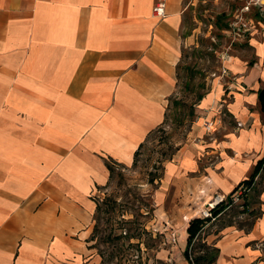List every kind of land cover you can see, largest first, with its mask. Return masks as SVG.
I'll use <instances>...</instances> for the list:
<instances>
[{
  "label": "crops",
  "instance_id": "0c3cea01",
  "mask_svg": "<svg viewBox=\"0 0 264 264\" xmlns=\"http://www.w3.org/2000/svg\"><path fill=\"white\" fill-rule=\"evenodd\" d=\"M153 4L0 0V264L94 259V197L110 178L105 160L130 165L164 125L182 52L194 45L185 34L186 0H168L164 18L152 14ZM247 17L259 28L249 40L254 58L226 60L231 73L220 78L230 82L212 80L196 105L192 141L165 165L164 185L189 193L199 208L177 236L182 251L189 221L214 194L260 186V214L246 230L231 224L212 237L211 264H264V30L254 9ZM224 117L230 124L217 129ZM250 202L246 208H256ZM165 230L168 239L176 234Z\"/></svg>",
  "mask_w": 264,
  "mask_h": 264
},
{
  "label": "rangeland",
  "instance_id": "374dc122",
  "mask_svg": "<svg viewBox=\"0 0 264 264\" xmlns=\"http://www.w3.org/2000/svg\"><path fill=\"white\" fill-rule=\"evenodd\" d=\"M243 1L186 0L185 34L192 36L194 45L182 52L178 87L168 102L166 121L139 146L130 165L111 161L107 184L95 192L96 204L100 206L97 240L94 259L88 264H132L133 261L134 264H185V248L181 250L177 236L183 223L199 208L189 200V193L172 191L164 185L165 165L175 161L179 148L192 141L190 132L200 115L196 112L200 95L210 89L215 78L230 82L226 77L220 78L226 72L231 73L226 69V60L230 56L244 61L254 58L249 40L256 36L255 32L259 33V28H255L253 21L251 28L239 36L220 29L219 21L216 22L220 14L226 15L220 21L222 25L232 21ZM223 119V122L217 120V129L221 123L230 124L228 117ZM203 180L207 181L206 177ZM257 191L245 193L244 207L226 205L220 216L210 217L190 246L192 258L210 257L215 251L212 237L222 228L236 224L246 230L251 226L260 214ZM247 200L256 208H246ZM204 208L198 218L203 219ZM166 228L175 230V236L168 239ZM123 231L131 238H121ZM108 235L111 240H107Z\"/></svg>",
  "mask_w": 264,
  "mask_h": 264
},
{
  "label": "built area",
  "instance_id": "2783aa9c",
  "mask_svg": "<svg viewBox=\"0 0 264 264\" xmlns=\"http://www.w3.org/2000/svg\"><path fill=\"white\" fill-rule=\"evenodd\" d=\"M168 0H154L152 7V14L158 18H164L166 15ZM254 9L257 16L261 20V26L264 30V0H244L242 6L235 14L232 21L229 22L227 32L232 35H239L241 32H245L251 28L252 21L247 17V14ZM204 128L207 131H213L211 122H204ZM248 190L245 187H240L237 191L228 195L215 194L210 201L205 205L201 215L203 219L210 218L212 210L221 204L228 206L239 205L242 203L243 197Z\"/></svg>",
  "mask_w": 264,
  "mask_h": 264
},
{
  "label": "trees",
  "instance_id": "16d2710c",
  "mask_svg": "<svg viewBox=\"0 0 264 264\" xmlns=\"http://www.w3.org/2000/svg\"><path fill=\"white\" fill-rule=\"evenodd\" d=\"M225 17H226L225 14H220L217 17V20H216V22L219 21V25L218 26L222 30H226L228 28V23L227 22L224 23L223 25L220 22ZM202 97H203V95H200L199 100ZM258 100H259V103H260L261 111L264 114V88H262L261 90L258 91ZM154 131H152L150 134H152ZM136 154H137V151L135 152L134 157H135ZM110 163H111L110 161L105 160L106 168L108 169L109 173L111 174L112 167H111ZM262 164H263V159L262 160H259L257 162V164L255 166V169H254V172L252 173L251 177L247 181H245L247 184H251L252 179L258 173V171L260 170ZM241 204H243L242 207L245 206L244 200H242V203ZM99 208H100V206L98 204H96V209H95V212H94V215H93L94 226H93L92 234L90 236V241H93V242H95L97 240V238H96V233H97V212L99 211ZM225 208H226V205L225 204H221V205L216 206L212 210V213H211L212 218L215 219L217 216L221 215L223 213V211H224ZM245 210H247V209H244V212H247ZM249 214H251V212ZM210 220H211L210 218H206V219L193 218V219H191L189 221L188 227L186 229V232H187L186 246H185V250L183 252V257L188 262V264H211L215 260L217 254H218L217 249H214L215 251L213 252V254L210 257L197 256V257L192 258L191 255H190V253H189L190 246H192V242L194 241V239L196 238V236L200 233L203 225L207 224ZM123 232H124L123 235H122L123 237H121V238H131V236L129 235V233H127L125 231H123ZM109 236L110 235H108L106 237L107 240H111L109 238ZM95 245H96V242L92 245V247L95 248L96 247ZM134 263H135V261H133L132 264H134Z\"/></svg>",
  "mask_w": 264,
  "mask_h": 264
}]
</instances>
